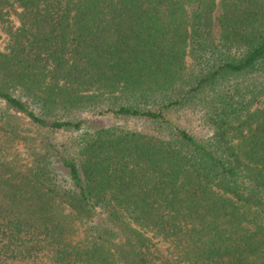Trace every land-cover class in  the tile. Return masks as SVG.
<instances>
[{
  "label": "trees",
  "instance_id": "obj_1",
  "mask_svg": "<svg viewBox=\"0 0 264 264\" xmlns=\"http://www.w3.org/2000/svg\"><path fill=\"white\" fill-rule=\"evenodd\" d=\"M4 35L0 264H264V0H0Z\"/></svg>",
  "mask_w": 264,
  "mask_h": 264
},
{
  "label": "rangeland",
  "instance_id": "obj_2",
  "mask_svg": "<svg viewBox=\"0 0 264 264\" xmlns=\"http://www.w3.org/2000/svg\"><path fill=\"white\" fill-rule=\"evenodd\" d=\"M7 41H8V37L7 35H4L2 40L0 41V46L4 48L6 46ZM172 116L179 124H181L184 127H187L196 136L203 138L209 135V131L202 124L199 115L194 114L190 111H182V112L180 111V112L173 113ZM85 117L89 120V122H92L91 124H95L96 127L109 126V125L118 124V123H127L131 126H134L137 124L134 120L125 121L124 119H120V118L113 117V116L86 115ZM59 140L66 141L67 134H61V136H59ZM164 248L165 247H163V249Z\"/></svg>",
  "mask_w": 264,
  "mask_h": 264
}]
</instances>
